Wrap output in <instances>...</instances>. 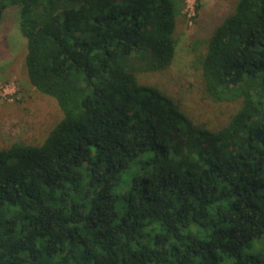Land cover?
<instances>
[{"label":"trees","instance_id":"obj_1","mask_svg":"<svg viewBox=\"0 0 264 264\" xmlns=\"http://www.w3.org/2000/svg\"><path fill=\"white\" fill-rule=\"evenodd\" d=\"M9 7L63 117L0 147V264H264V0L196 7L201 87L236 106L214 128L147 80L183 91L184 0H0V21Z\"/></svg>","mask_w":264,"mask_h":264},{"label":"rangeland","instance_id":"obj_2","mask_svg":"<svg viewBox=\"0 0 264 264\" xmlns=\"http://www.w3.org/2000/svg\"><path fill=\"white\" fill-rule=\"evenodd\" d=\"M184 14L178 27L179 44L172 66L173 77L179 80L181 90L167 89L158 76L147 78L148 82L161 88L178 100L182 109L195 122L218 127L228 120L235 105L215 103L201 87L199 56L204 52V39L198 35L199 27L193 18L196 7L203 5L202 18L214 19L225 12L237 0H184ZM186 18V19H185ZM26 39L19 28V8L9 7L0 21V147L7 148L16 143L41 145L51 130L62 119L56 101L37 92L28 82L24 58ZM217 221H219L217 219ZM217 225L229 229L222 222ZM252 253L264 255V239L256 241Z\"/></svg>","mask_w":264,"mask_h":264}]
</instances>
